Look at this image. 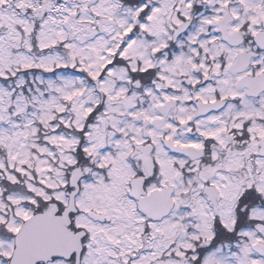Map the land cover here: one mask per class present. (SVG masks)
<instances>
[{
  "label": "snow or ice",
  "instance_id": "6c2138e0",
  "mask_svg": "<svg viewBox=\"0 0 264 264\" xmlns=\"http://www.w3.org/2000/svg\"><path fill=\"white\" fill-rule=\"evenodd\" d=\"M0 264H264V0H0Z\"/></svg>",
  "mask_w": 264,
  "mask_h": 264
}]
</instances>
